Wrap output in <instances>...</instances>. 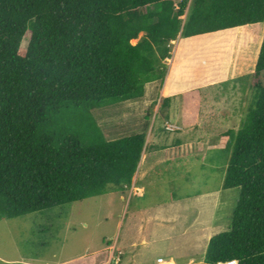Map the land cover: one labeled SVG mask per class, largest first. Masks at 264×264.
Masks as SVG:
<instances>
[{
    "label": "trees",
    "instance_id": "trees-1",
    "mask_svg": "<svg viewBox=\"0 0 264 264\" xmlns=\"http://www.w3.org/2000/svg\"><path fill=\"white\" fill-rule=\"evenodd\" d=\"M188 2L0 0V219L102 196L109 185L128 190L152 115L143 132L108 140L90 110L163 84L179 38L186 60L206 49H228L230 58L239 36L248 48L263 35L253 98L240 128L220 136L232 149L224 189H239L240 198L205 264H264V0H192L184 19ZM162 103L167 109L169 97ZM69 107L77 119L61 132L55 118Z\"/></svg>",
    "mask_w": 264,
    "mask_h": 264
},
{
    "label": "rangeland",
    "instance_id": "rangeland-1",
    "mask_svg": "<svg viewBox=\"0 0 264 264\" xmlns=\"http://www.w3.org/2000/svg\"><path fill=\"white\" fill-rule=\"evenodd\" d=\"M240 28H234L236 34L241 33ZM28 40H24L23 47ZM180 40V47L176 49ZM184 40L187 39L179 38L170 45L169 62L173 59L174 64L168 62V75L172 69V76L180 82L175 88L182 90V94H175L180 95L175 99L174 95H168L167 109L162 103L167 97L166 92L163 94L166 86L156 81L145 87L147 95L157 100L153 105L152 100L145 104L141 98L112 101L92 108L90 114L106 135L111 133L107 139L131 136L144 130L150 121L148 134L153 132L149 147L154 144L174 147L179 139L194 144L189 157L156 167L142 183L144 192L139 197L109 185L102 196L22 217L0 219V264H115L118 257L122 258L120 249H125L124 253L130 256L124 264L130 261L159 264L160 257L173 259L176 264H205L210 240L230 230L240 198L239 189H224L232 149L220 146V136L241 126L253 98L251 85L262 39L247 43L246 48L239 36L232 47L236 54L230 53V58L226 54L228 49L214 54L206 49L203 53L192 51L191 57L183 60ZM205 57L207 62L212 61L208 67L199 66L200 58L202 62ZM208 84L211 85L205 88ZM197 96H202L200 104L197 102L200 108L195 102L192 104L195 108L185 105ZM69 108L53 120L61 132H69V121L77 119L73 114L78 110ZM195 111L198 119L186 117ZM149 112L152 117L147 121ZM168 117L182 130L176 133L166 129Z\"/></svg>",
    "mask_w": 264,
    "mask_h": 264
},
{
    "label": "crops",
    "instance_id": "crops-1",
    "mask_svg": "<svg viewBox=\"0 0 264 264\" xmlns=\"http://www.w3.org/2000/svg\"><path fill=\"white\" fill-rule=\"evenodd\" d=\"M243 28L244 27H241L240 29H243ZM180 44H181V40L179 41V44L177 45L176 49L178 47H180ZM257 58H258V56H257ZM167 61L169 62V59ZM171 62H169V63H171L173 65L174 64V60L172 59ZM179 83L180 82H177L176 78H174L172 76V69H171V71L169 72V75L167 76V78H166V80L164 82V86H166V89L163 91V94L166 92L167 93V97H169L168 95H174V99L176 97H179L180 95H175V94H182V90L175 88ZM213 83H215V82H212V84ZM159 85H162V84L160 83ZM210 85L211 84L206 85L205 88H208ZM162 87H163V85H162ZM199 87H201V85ZM200 89H202V88H200ZM146 92H147V89H146ZM146 92H145V95L143 97H141V99H144L143 101H145V104H146V102H148L147 100H150V101L152 100L151 105H153L157 100L154 99L152 96L147 95ZM200 93H201V91H199V94ZM197 94H198V92H196V95ZM198 97H199V100H197ZM201 97L202 96H197L196 99L194 98L191 101L186 102L185 105H190V106L194 107L192 104L195 102V106H197V102L200 104ZM185 105H184V108H186ZM197 107L200 108L201 106L198 105ZM197 115H199L198 111H195V112H193L192 115H189V113H187L186 117H193L192 119H195V118L198 119L199 116L197 117ZM168 119L166 120V126H167L166 129L174 131L176 133H177L178 130H182V127L172 124V122L170 120H168ZM180 122H182V117H181V121ZM175 128L177 130H175ZM143 131L144 130H142V131H140L138 133H141ZM152 132H153V130H152ZM152 132H150L148 134V138H147L148 147L146 148V150H145V152L143 154V158H142L139 170H138V172H137V174H136V176L134 178V181H133L131 187L128 189L129 190L128 193L129 194L131 193L132 197H134V196L139 197L144 192V188H143L142 183L149 178V176L156 169V167L158 168V166H162V165L168 164L171 161L173 162V160L175 161V160H177L179 158L189 157L188 153L191 152V150L195 148L194 144H188L187 142H184L183 140H179V139H177L175 141L176 145L174 147L173 146H158L156 144H154L153 146L149 147V143H150L149 140L150 141L152 140ZM105 134H106V132H105ZM133 134H136V133H133ZM150 134H151V137H150ZM108 135H111V133H109ZM181 135H183V134H181ZM109 137L111 138V136H109ZM109 137H108V140L119 139V138H111L110 139ZM154 142H156V141H154ZM156 143H158V142H156ZM197 145H199V144H197ZM148 148H149L150 151H148ZM130 189H132V190L130 191ZM141 212H143V211H141ZM119 251L122 252V258H123V264H124V262H126V260L128 258H130V256H128V255H126L124 253L125 249H120ZM132 256L135 257V255H132ZM111 257H112V255H110V258ZM160 258H163V257H160ZM121 261H122V259H121ZM168 261H173L176 264V261L173 260V259H168ZM133 263H134V261H130L129 262V264H133Z\"/></svg>",
    "mask_w": 264,
    "mask_h": 264
},
{
    "label": "built area",
    "instance_id": "built-area-1",
    "mask_svg": "<svg viewBox=\"0 0 264 264\" xmlns=\"http://www.w3.org/2000/svg\"><path fill=\"white\" fill-rule=\"evenodd\" d=\"M120 260H121V258L120 257H118L116 260H115V263H119L120 262ZM158 262H159V264H175L173 261H167V260H165L164 258H159L158 259ZM110 264H111V262H110ZM234 264V263H233Z\"/></svg>",
    "mask_w": 264,
    "mask_h": 264
},
{
    "label": "clouds",
    "instance_id": "clouds-1",
    "mask_svg": "<svg viewBox=\"0 0 264 264\" xmlns=\"http://www.w3.org/2000/svg\"><path fill=\"white\" fill-rule=\"evenodd\" d=\"M261 39L263 40V35L261 36ZM262 43V42H261ZM261 47V46H260ZM260 52V51H259ZM258 56H259V54H258ZM258 59V58H257ZM257 62V61H256ZM137 191V190H136ZM120 253H122V252H120ZM114 255H112V257H111V260L112 259H114V257H113ZM122 259V258H121ZM168 261V260H167ZM115 262V261H114ZM120 262H121V260H120ZM120 262L118 263V264H120ZM175 263V262H174ZM234 264H237V262H233ZM233 263H229V264H233ZM115 264H117V263H115Z\"/></svg>",
    "mask_w": 264,
    "mask_h": 264
}]
</instances>
